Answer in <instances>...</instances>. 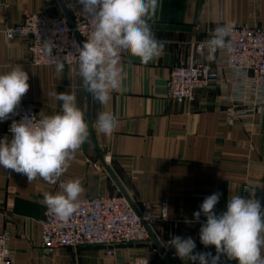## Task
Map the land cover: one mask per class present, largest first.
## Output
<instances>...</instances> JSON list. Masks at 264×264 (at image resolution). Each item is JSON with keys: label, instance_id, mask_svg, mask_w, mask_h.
I'll list each match as a JSON object with an SVG mask.
<instances>
[{"label": "crops", "instance_id": "obj_1", "mask_svg": "<svg viewBox=\"0 0 264 264\" xmlns=\"http://www.w3.org/2000/svg\"><path fill=\"white\" fill-rule=\"evenodd\" d=\"M155 22L163 54L144 65L125 53L123 91L113 92L101 105L81 87L78 65L34 66L29 63V39L9 41L2 30L19 24L29 13H66L62 0H0V74L20 65L30 85L21 101H34L43 117L60 111L55 93L76 90L77 106L89 125L88 139L75 153L67 171L55 184L0 167V235L9 233L14 264H134L146 257L151 264H186L178 257L160 262L152 245L132 244L109 255L103 247L42 246L43 194L62 192L60 184L79 178L84 187L78 202L126 193L134 201L169 202V219L156 227L161 240L171 235L191 236L197 252H211L200 242V222L193 220L205 197L220 192L216 212L226 210L230 194L245 195L247 183L264 189V103L251 96L245 74L226 68L225 56L213 62L225 66L219 83L197 93L193 102L179 104L169 95L175 65L192 54V45L206 42L217 26L264 27V0H159ZM118 118L112 137L96 128L98 113ZM0 121V139L8 137ZM9 138V137H8ZM206 218L201 215V222ZM220 264H237L221 257Z\"/></svg>", "mask_w": 264, "mask_h": 264}, {"label": "clouds", "instance_id": "obj_2", "mask_svg": "<svg viewBox=\"0 0 264 264\" xmlns=\"http://www.w3.org/2000/svg\"><path fill=\"white\" fill-rule=\"evenodd\" d=\"M83 16L88 17L92 29L81 46H77V74L81 87L101 105L111 101L113 92H122L124 68L122 55L138 58L147 65L159 58L165 42L156 38L151 24L155 22L159 0H77ZM233 26L225 24L212 30L206 41V59L212 61L218 50L233 52L228 39ZM57 73L63 63L55 60ZM29 75L20 65L0 74V121H5L20 105L29 90ZM61 101L60 111L36 120V116H24L10 125L11 138L0 139V167L22 173L29 182L37 177L55 184L67 171L75 153L88 139L89 125L85 113L77 106L76 90L55 93ZM115 114L102 111L97 115L96 128L106 137H112L117 129ZM257 186L244 189L249 197L233 193L229 188L226 210L216 212L221 193L215 192L203 200L193 220L200 222V242L211 252H197L191 236L173 235L161 245L175 250V255L186 264H220L221 257L237 264H264V207L255 198ZM62 192L43 194L44 203L61 222H67L77 211L78 198L84 191L79 178L60 184ZM201 215L206 221L201 222ZM146 217L151 218V213ZM167 219V217H164ZM155 219V218H152Z\"/></svg>", "mask_w": 264, "mask_h": 264}, {"label": "built area", "instance_id": "obj_3", "mask_svg": "<svg viewBox=\"0 0 264 264\" xmlns=\"http://www.w3.org/2000/svg\"><path fill=\"white\" fill-rule=\"evenodd\" d=\"M66 13H29L15 26H7L2 32L7 40L29 39L28 60L34 66H56L59 60L64 66L78 65L77 46H81L92 29L91 20L83 16L77 0H62ZM228 39L233 52L218 50L215 59L225 56V66L233 74H245V86L255 101L264 103V27L232 25ZM206 42L192 45V54L184 63L175 65L168 82L170 97L179 104L193 102L199 91L219 83L225 66L206 59ZM126 60L122 55V63ZM42 118L34 101L24 100L10 114L7 134L11 138L10 125L24 116ZM255 186L247 183L246 187ZM245 192V197H249ZM255 198L264 207V189L256 187ZM151 213V218L146 217ZM164 217H167L165 219ZM169 202H136L126 193L106 198H91L77 203V211L67 222H61L45 209L42 221V246L48 253L59 248L79 249L103 247L109 255H115L122 245L151 244L152 252L160 262L176 258L175 250L161 245L156 227L168 221ZM155 218V219H152ZM9 233L0 235V264H14L9 247ZM134 264H151L146 257H139Z\"/></svg>", "mask_w": 264, "mask_h": 264}]
</instances>
